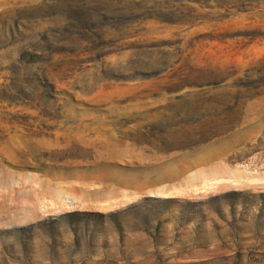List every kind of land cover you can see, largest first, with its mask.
Segmentation results:
<instances>
[{"label":"rangeland","instance_id":"obj_1","mask_svg":"<svg viewBox=\"0 0 264 264\" xmlns=\"http://www.w3.org/2000/svg\"><path fill=\"white\" fill-rule=\"evenodd\" d=\"M0 264H264V0H0Z\"/></svg>","mask_w":264,"mask_h":264}]
</instances>
